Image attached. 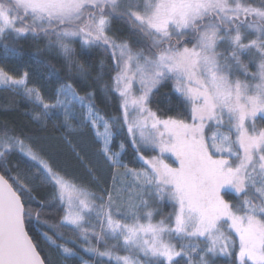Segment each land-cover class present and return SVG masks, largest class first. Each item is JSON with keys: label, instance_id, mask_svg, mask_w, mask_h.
<instances>
[{"label": "snow or ice", "instance_id": "snow-or-ice-1", "mask_svg": "<svg viewBox=\"0 0 264 264\" xmlns=\"http://www.w3.org/2000/svg\"><path fill=\"white\" fill-rule=\"evenodd\" d=\"M115 22L128 38L113 34ZM29 35L63 56L69 79L54 102L29 87L27 71L0 68V87L29 99L42 126L59 119L70 146L69 136L90 131L96 154L123 172L94 193L30 139L0 130V264H51L41 241L79 264H90L82 252L105 264H216L220 256L264 264V0H0L3 56L21 55L17 45ZM76 43L85 54L102 50L95 82L119 115L105 114L95 90L81 95L72 82L73 72L91 75ZM169 83L167 112L153 110ZM128 149L139 168L124 162ZM16 151L23 169L8 167ZM44 187L50 200L34 195ZM161 205L172 211L163 215Z\"/></svg>", "mask_w": 264, "mask_h": 264}, {"label": "trees", "instance_id": "trees-1", "mask_svg": "<svg viewBox=\"0 0 264 264\" xmlns=\"http://www.w3.org/2000/svg\"><path fill=\"white\" fill-rule=\"evenodd\" d=\"M251 2L254 6H259L260 0H251ZM113 34L118 38L129 37L126 25L120 22L113 24ZM130 42L134 47L138 46L135 38H132ZM46 44L47 39L43 37L34 39L29 35L26 38H21L17 45L21 51V55L5 58L2 50H0V68L13 75H20L27 71L29 73V87L39 89L46 102H54L56 89L61 82L69 79L70 73L63 56L55 48H47ZM73 47L78 58L91 65V75L87 79H81L74 72L72 73V82L77 90L81 95L85 91L95 90L98 108L105 114L119 115L117 102L114 99H106L95 82V77L99 70V62L105 58L102 50L94 49L90 53L85 54L78 43L74 44ZM110 63V60H106V64ZM245 63H247V58H245ZM255 71V65H249V72ZM105 73H107V68H105ZM240 78L243 79V76ZM104 79L105 81L108 80L107 74H105ZM170 94L171 83L161 87L154 98V102L151 104L153 110L159 107L163 112H167L170 105L166 97ZM175 99V96H172L173 102ZM34 110L35 105L29 99L11 89L0 87V130L7 129L12 134L30 139L42 151L45 158L49 159L53 167L60 170L67 178L84 184L94 193L103 194L102 190L108 188L111 184L113 171L123 172V169L113 170L108 168L103 158L96 154L99 146L94 142L90 131L84 130L83 134L76 133L69 136V140H71L70 146L63 138V130L56 126L60 122L59 119L53 117L47 121L46 126H42L43 122H37L32 119ZM257 125L258 127H264V121L258 118ZM120 142V138H117L116 143L119 144ZM72 146H76V151L80 152V155L84 158L83 164L77 159ZM152 154L154 153H144V155ZM23 160L22 155L16 151L9 155L8 167L15 169V166L19 165L23 169L25 167ZM167 161L170 162L171 159L167 158ZM124 162L129 167L139 168L141 166L140 162L134 159L131 149H128L127 155L124 156ZM85 164L93 170L92 175H89ZM12 174L15 175V171ZM51 193L52 189L50 187H44L38 188L34 195L37 196V199L50 200ZM225 199L231 200L233 197L226 195ZM160 208L163 215H167L172 211L170 206L161 205ZM53 215H62V213H54ZM154 219L159 220L161 216L157 215ZM43 230L46 231L47 229ZM68 235L70 234L66 233V236ZM99 249L103 251V245H100ZM38 250H42V256H47L51 264H79L78 261H63L57 252L53 248L48 247L43 241H41V249ZM81 254L90 264H105V261L98 257L94 258L83 252ZM216 264H231L230 258L224 256L217 257Z\"/></svg>", "mask_w": 264, "mask_h": 264}, {"label": "rangeland", "instance_id": "rangeland-1", "mask_svg": "<svg viewBox=\"0 0 264 264\" xmlns=\"http://www.w3.org/2000/svg\"><path fill=\"white\" fill-rule=\"evenodd\" d=\"M169 158L171 159V161L168 162L167 159H166V162L169 163V164H173V166H175V163H174L175 158L174 157H169ZM185 243H187V242H185ZM120 254L123 255L124 253H120Z\"/></svg>", "mask_w": 264, "mask_h": 264}]
</instances>
